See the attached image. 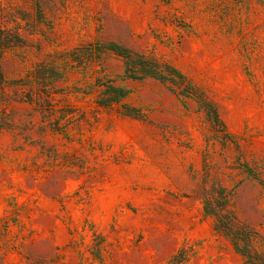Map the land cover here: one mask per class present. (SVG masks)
I'll use <instances>...</instances> for the list:
<instances>
[{
  "label": "rangeland",
  "instance_id": "rangeland-1",
  "mask_svg": "<svg viewBox=\"0 0 264 264\" xmlns=\"http://www.w3.org/2000/svg\"><path fill=\"white\" fill-rule=\"evenodd\" d=\"M0 264H264V0H0Z\"/></svg>",
  "mask_w": 264,
  "mask_h": 264
},
{
  "label": "trees",
  "instance_id": "trees-1",
  "mask_svg": "<svg viewBox=\"0 0 264 264\" xmlns=\"http://www.w3.org/2000/svg\"><path fill=\"white\" fill-rule=\"evenodd\" d=\"M106 49L115 51L121 54L124 58V69L121 74V78H143V77H153L161 81L174 80L178 77L185 80L184 74L178 71L175 67L162 63L156 60L149 59L144 56H133L131 52L117 43L110 42L104 45ZM137 57V58H136ZM107 92L105 94V100L100 102L103 105H108L112 102L119 101L125 95H127L128 90L123 86H114L111 84L106 85ZM186 87L190 88L189 84L186 82ZM111 88V92L109 91ZM186 91L185 88H183ZM187 93V92H186ZM183 92V95H188ZM217 119V117H216Z\"/></svg>",
  "mask_w": 264,
  "mask_h": 264
}]
</instances>
